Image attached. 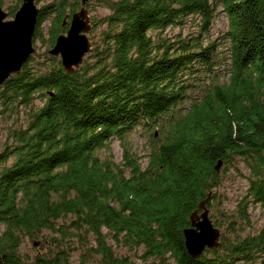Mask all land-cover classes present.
<instances>
[{"label": "trees", "instance_id": "16d2710c", "mask_svg": "<svg viewBox=\"0 0 264 264\" xmlns=\"http://www.w3.org/2000/svg\"><path fill=\"white\" fill-rule=\"evenodd\" d=\"M87 1L42 3L31 41L47 21L50 47ZM93 1L107 12L91 19L98 33L77 67L46 50L0 84L13 121L0 146V264H70L72 251L79 264H264V220L239 232L248 203L264 211V0ZM217 7L222 50L209 36ZM237 162L246 188L233 216L217 217L214 188ZM208 192L219 244L192 257L181 230ZM25 240L41 251L21 252Z\"/></svg>", "mask_w": 264, "mask_h": 264}, {"label": "water", "instance_id": "95a60500", "mask_svg": "<svg viewBox=\"0 0 264 264\" xmlns=\"http://www.w3.org/2000/svg\"><path fill=\"white\" fill-rule=\"evenodd\" d=\"M37 11L34 0H21L13 15L6 19V12L0 6V84L8 75L17 73L32 53L31 36ZM66 19L65 15L62 22ZM89 28L87 10L80 6L70 14L65 31L57 34L47 49L49 54L59 57L64 70L72 71L77 67L90 49L91 42L87 37ZM220 163L219 159L216 160L215 170ZM209 194L197 203L189 214V224L181 230L185 250L192 257L199 256L205 247L213 248L219 244V229L212 224L205 205Z\"/></svg>", "mask_w": 264, "mask_h": 264}, {"label": "rangeland", "instance_id": "374dc122", "mask_svg": "<svg viewBox=\"0 0 264 264\" xmlns=\"http://www.w3.org/2000/svg\"><path fill=\"white\" fill-rule=\"evenodd\" d=\"M48 0H34V3L36 6H40L42 3L46 2ZM87 5H83L86 10L87 14L90 19V28L87 32V37L89 41L92 43L93 37H96V34L98 33L99 27L91 28V19L96 16L105 14L107 12V9L103 6L95 4L93 0H88ZM14 4L17 6L20 4L18 0H0V6L1 8L6 12V19H9L11 15H9L7 12L8 7H13ZM79 7V6H78ZM78 9V8H77ZM217 12L214 15L210 29H209V36L211 39H214L217 43V50H222L225 46V41H223V35L224 31L227 28V19L224 13L220 10V7H217ZM191 23H186L183 26H172L170 28L165 29L164 32L167 34H173L178 31H180L182 34L189 32L190 30L194 29L193 25H190ZM47 25V21L42 23V32H41V39H36L32 41L33 51L32 55L35 60H41L43 58V53L47 50V48H50L46 44V33H45V26ZM46 54H49L46 51ZM57 56V55H55ZM84 56V55H83ZM83 58V57H82ZM217 72H220L221 74H227V69L222 68L219 65H216L214 68ZM41 101L39 98H36L34 100L35 104H39ZM13 117V116H12ZM12 118H6L1 117L0 115V146L2 145V142H4L5 139V130L6 127L9 126L12 123ZM144 133L141 132L139 129H136L133 133L130 134V140L131 145L137 149L138 153L142 155L140 158V162L143 165L145 163V156L143 155L145 153V146L141 144H145V138ZM111 151L112 155L115 160H118L120 158V146L117 144V141L114 139L111 142ZM238 170V171H237ZM247 168L245 165H243L241 162H237L235 167H227L224 170V173L221 174L222 180L218 186H216L215 189V215L217 217H226V216H233L236 204L240 197L243 195L244 190L246 188L247 182H246V173ZM247 214H248V222L247 224L241 225V230L239 231L241 234L247 233V232H253L256 230L261 223L264 220V211L263 209L256 203H248L247 205ZM209 214V210H208ZM209 217V216H208ZM210 218V217H209ZM211 220V218H210ZM212 222V221H211ZM225 223V222H224ZM213 224V223H212ZM220 230V229H219ZM227 232V231H226ZM41 246L38 244L32 245L30 240H25L19 247V250L25 254L32 255L34 253H37L41 251ZM119 253L125 252V249L123 247L118 249ZM70 264H79L78 263V255L76 251H72L70 257Z\"/></svg>", "mask_w": 264, "mask_h": 264}]
</instances>
